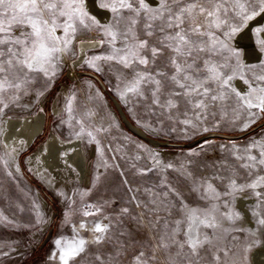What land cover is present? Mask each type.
<instances>
[{"label":"snow or ice","instance_id":"1","mask_svg":"<svg viewBox=\"0 0 264 264\" xmlns=\"http://www.w3.org/2000/svg\"><path fill=\"white\" fill-rule=\"evenodd\" d=\"M82 45L104 49L84 52L80 63L96 72L107 64L118 103L149 131L168 121L208 132L210 118L212 128L225 120L247 130L264 119V0H0V123L16 109L42 113L41 100ZM100 96L88 92L89 101ZM75 100V90L63 98L61 122L76 139L100 144L98 134L118 127L102 105L80 113ZM218 147V158L205 148L179 163L150 153L145 168H128L141 178L135 188L118 163H102L92 187L122 186L128 198L84 205L95 211L83 216L104 214L91 240L78 230L70 242L55 240L61 264H264V137ZM113 167L119 180L102 171ZM33 209L37 223L46 222L36 201ZM0 222L13 223L2 209Z\"/></svg>","mask_w":264,"mask_h":264},{"label":"rangeland","instance_id":"2","mask_svg":"<svg viewBox=\"0 0 264 264\" xmlns=\"http://www.w3.org/2000/svg\"><path fill=\"white\" fill-rule=\"evenodd\" d=\"M91 35L93 38L96 36L95 33ZM73 47L76 48V45L74 44ZM103 51V48L97 46L88 49L87 55L101 54ZM100 63L103 64V62ZM69 67L70 64L65 63L51 92L40 102L39 106L44 109L45 120L43 131L39 136L45 133L32 148L30 145L16 154L12 151L13 148L5 150L2 135H0V209L4 211L9 220L13 221L11 224L0 222V264H61L60 252L55 245V240L64 238L66 242H70L76 238L77 230L79 236L91 240V228L94 222L102 218L104 212L94 216H83L84 210L95 211V209H85L84 205L96 204L108 197L123 196L125 199L128 198L127 189L122 186L118 191L104 186L92 187L90 178L98 174L97 168L105 161L113 166L118 163L120 169L128 177L129 183L135 188L141 178L133 177L128 168L133 163L137 169L145 168L149 163L150 153H158L165 162L179 163L185 159L194 158L188 156L189 152H201L206 148L211 153L208 159H212L221 155L218 146L243 145L252 139L264 137V119H257L247 130L233 127L225 120H221L218 127L212 128L210 118L206 126L212 130L208 132H196L191 129L184 131L182 125L168 121L159 125L156 131H149L135 122L137 119L135 112L128 111L122 103H118L113 87L115 79L109 72L107 64L103 65L101 72H96L94 69L80 64L75 68L78 69L79 75L74 78L69 76ZM85 72H92L95 75H88ZM70 90L76 92L74 107L80 113L84 111L85 107L93 108L96 105H102L104 111L110 112L115 117L118 127L112 128L110 132L98 134L97 139L100 140V144L89 142L87 136L79 139L87 158L88 178L82 180L78 176H67L61 181H51L49 188L57 196L55 197L48 189L45 188L46 192L42 190L41 187L44 188L46 185L45 182L34 173L29 163H25V159L43 141L48 140L53 131L64 140L76 139L73 129L68 124L61 122L63 98L70 94ZM89 91H99L101 96L94 101H89ZM123 113L132 124L143 129L146 135L133 130L123 117ZM8 114L24 116L29 113L16 109L9 111ZM233 115L235 114L229 112L227 118L231 119ZM64 118L67 119L66 114H64ZM95 121L97 124L100 123L99 116L95 117ZM72 123L75 124V121ZM107 123L108 121H104L106 126ZM85 125L87 127V121H85ZM0 128L4 130L3 123H0ZM173 128L174 131L171 130ZM89 130L91 129L89 128ZM215 132L229 134L232 137L212 136ZM205 141L208 143L205 144ZM140 145L143 148L138 147ZM101 147L104 149L103 157L98 151ZM137 155L141 159H134ZM43 171L45 172L44 169ZM102 171L107 177L119 180L118 171L114 167L102 169ZM169 175L171 176V173ZM155 179L157 177H153V180ZM39 180L43 183L41 187ZM90 188L91 191H89ZM33 201L39 204V211L43 214L46 222L37 223ZM19 208H23V211H20ZM104 211L111 212L112 209L107 208ZM66 217L68 222H66ZM82 221L87 223V229L80 228ZM89 251H95V248L89 245ZM53 253H55L54 259L51 258ZM69 264H81V262L78 259L70 261ZM82 264H87V261ZM125 264H127L126 261Z\"/></svg>","mask_w":264,"mask_h":264},{"label":"bare ground","instance_id":"3","mask_svg":"<svg viewBox=\"0 0 264 264\" xmlns=\"http://www.w3.org/2000/svg\"><path fill=\"white\" fill-rule=\"evenodd\" d=\"M256 23L257 21H253L249 27H252ZM246 43L248 42L246 41ZM95 47L97 46L92 48ZM88 49L87 45H82L79 58L75 62L66 59V63L70 64V78L79 75L78 69L75 68L81 64L80 61L84 58V52H87ZM248 50H251L250 43H248ZM252 59L254 60L255 57L253 56ZM44 116L45 114L42 112L39 115L12 116L10 120H7V117H5L7 122L3 123L4 130L2 134L4 146L7 148H15L16 152L19 153L22 149L32 145L43 131ZM123 117L137 133L146 135L145 131L132 124L124 113ZM22 140L24 143L20 142ZM68 141L62 139L53 131L48 140L43 141L35 151L27 156V161L34 173L48 187H51V181H61L67 176H78L82 180L88 178L89 167L81 141L79 139L71 140V143H68ZM65 150H68L69 154L67 156L64 155ZM69 164L72 166L71 168L68 167ZM43 200L47 203L44 198Z\"/></svg>","mask_w":264,"mask_h":264},{"label":"water","instance_id":"4","mask_svg":"<svg viewBox=\"0 0 264 264\" xmlns=\"http://www.w3.org/2000/svg\"><path fill=\"white\" fill-rule=\"evenodd\" d=\"M254 25V24H253ZM252 25V26H253ZM85 74H88V75H95L94 73H92V72H85ZM102 83V85L105 87V85L103 84V82H101ZM132 128V127H131ZM134 130V129H133ZM212 136H221V137H226V138H228V137H232L231 135H229V134H225V133H213L212 134ZM3 148L5 149V150H11V149H8L7 147H5L4 145H3ZM32 148V147H31ZM15 154H16V151H13ZM25 163L26 164H28V161H27V157H26V159H25ZM39 183H40V187H41V185L43 184L40 180H39ZM42 188V190L44 191V192H46V190H45V188L46 189H48L52 194H54V196L55 197H57L56 195H55V193L49 188V187H47L46 185H44V188L43 187H41Z\"/></svg>","mask_w":264,"mask_h":264},{"label":"trees","instance_id":"5","mask_svg":"<svg viewBox=\"0 0 264 264\" xmlns=\"http://www.w3.org/2000/svg\"><path fill=\"white\" fill-rule=\"evenodd\" d=\"M44 133H45V132H44ZM44 133H43V134H44ZM43 134H42V135H43ZM42 135H41V136H42ZM41 136H38V137L35 139V141H34V142L32 143V145H31V147H33V146L35 145V143L37 142V140H38ZM31 147H30V148H31Z\"/></svg>","mask_w":264,"mask_h":264}]
</instances>
